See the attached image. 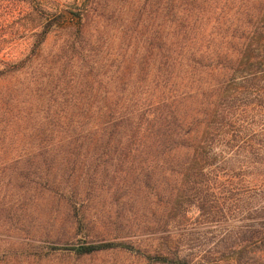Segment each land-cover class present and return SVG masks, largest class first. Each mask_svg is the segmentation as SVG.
Masks as SVG:
<instances>
[{"label": "trees", "instance_id": "16d2710c", "mask_svg": "<svg viewBox=\"0 0 264 264\" xmlns=\"http://www.w3.org/2000/svg\"><path fill=\"white\" fill-rule=\"evenodd\" d=\"M83 4L74 14L55 0H0V9L19 7L32 40L25 58L0 59V84L32 65L63 11L78 26L61 50H74L85 68L76 105L54 108L49 95L34 108L40 117L31 126L5 114L20 93L0 86V150L13 133L36 154L26 160L33 180L26 195H40L45 213H59L79 231L102 229L119 238L133 226L114 203L135 196L136 188L138 245L148 241L161 264L192 263L187 228L204 217L213 222L230 204L239 221H262L239 225L233 248L263 254L264 139L247 125L264 111V0H138V35L124 27L126 43L113 53L104 30L88 25L106 17L108 1ZM237 163L255 171L243 176ZM13 209H1L2 225L15 224ZM191 211L198 214L193 223ZM115 246L121 244L83 242L68 250L90 255Z\"/></svg>", "mask_w": 264, "mask_h": 264}, {"label": "rangeland", "instance_id": "374dc122", "mask_svg": "<svg viewBox=\"0 0 264 264\" xmlns=\"http://www.w3.org/2000/svg\"><path fill=\"white\" fill-rule=\"evenodd\" d=\"M55 1L60 4V7L70 5V13L77 14L82 11L83 2L85 3L87 0ZM107 1L109 10L106 17L100 20L93 17L88 25L92 32L97 33L98 30H104L103 33L109 37L110 43V47L107 49L113 53L119 51L126 43L128 37L125 36L124 27H131L128 28L129 33L133 32L138 35V0ZM18 9L19 7L15 8L9 5L0 9L1 60L19 61L30 52L32 40L27 38L30 24L23 18V15L16 14ZM10 12L12 13L10 14ZM7 13L11 16L8 17ZM61 15L59 27L47 37L38 57L33 58L32 65L20 73L17 78L9 81V85L6 82L0 84L3 88L12 87L13 90L20 93L18 97H15L17 98L15 102L9 103L5 114L14 119L18 115L20 118L22 116L25 125L30 124L31 126L36 123L40 115H36L34 108L44 106L45 103L42 100L48 98L49 95L51 98H56L55 103L52 104L54 108L61 107L64 103L69 106L77 103L73 99L79 94L78 83L81 81V75L85 68L78 56L73 58L74 50L62 52L61 44L67 33L76 30L78 19L65 11L61 12ZM74 42L78 44L76 40ZM32 96L35 98L33 99ZM258 115H262V118L260 116L253 117L247 127L250 133L257 131L259 134L262 133V139H264V111H258ZM22 127L29 132L30 127ZM240 130L242 131V129ZM19 136L11 133L10 141H5V147L0 150V264H161L153 258V250L149 248L148 241L138 245V192H136V188L132 190L135 196L130 195L132 198L121 196L113 206L120 213L124 223L132 224L133 229H131L129 237L116 238L115 235L118 233L111 234L94 228L79 231L59 213H45V203L42 204L40 195L36 194V197L31 194L26 195V191L32 186L31 181H33H30L31 176H29L30 178L26 177L29 175L26 160L36 154L30 150L29 141L26 142L23 136ZM240 137H243L242 133ZM259 137L255 136L254 141L256 142ZM240 146L241 144L237 146L238 161H241L243 155ZM254 152L261 153L257 148ZM237 164L236 171L242 173L243 176L245 170L255 171ZM3 168L6 170L3 171ZM22 168H25L23 172ZM3 172L6 174L4 175ZM9 173H11L12 179L8 178ZM134 176L132 175V178L138 179V170ZM29 181L30 185H27ZM21 197L24 199L23 201ZM34 198H38L39 202L36 203L37 207L31 208ZM108 201L109 203L113 202L112 199ZM11 206L14 208L13 221L15 224L4 226L2 225V214L5 216V213H2L1 209H8ZM221 207L223 214L213 222L204 217L201 220V225L187 228L190 235L186 239L189 240L188 248L193 259L190 264H263L264 253L257 252L259 249L250 246L245 253H239L237 249L233 248L239 238L237 235L239 225H251L254 221L259 223L262 221L259 219L239 221L236 215L237 208L234 205L226 204L224 206L222 204ZM197 215L196 212L191 211L186 217L193 223ZM259 223L256 222V224ZM122 232L120 231L119 234ZM83 242H111L121 244V246L106 248V250L90 255H76L73 251L68 250L72 247L77 248ZM146 247L151 251L148 253L150 256L145 254ZM252 250H255V253H252Z\"/></svg>", "mask_w": 264, "mask_h": 264}]
</instances>
